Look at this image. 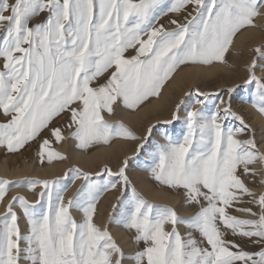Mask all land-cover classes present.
I'll use <instances>...</instances> for the list:
<instances>
[{
	"label": "snow or ice",
	"instance_id": "6c2138e0",
	"mask_svg": "<svg viewBox=\"0 0 264 264\" xmlns=\"http://www.w3.org/2000/svg\"><path fill=\"white\" fill-rule=\"evenodd\" d=\"M257 31L264 0H0V149L36 144L44 166L67 160L56 149L65 142L83 152L134 145L115 171L0 178V264H264V124L258 141L234 107L246 92L241 103L264 122V40L248 46L242 79L189 88L143 133L112 119L160 100L184 69L232 68L237 41ZM142 154L148 179L179 208L137 190L128 172ZM106 192L118 195L99 224Z\"/></svg>",
	"mask_w": 264,
	"mask_h": 264
},
{
	"label": "rangeland",
	"instance_id": "374dc122",
	"mask_svg": "<svg viewBox=\"0 0 264 264\" xmlns=\"http://www.w3.org/2000/svg\"><path fill=\"white\" fill-rule=\"evenodd\" d=\"M167 18H164L161 20V23H166ZM261 40H264V32L259 31V36L258 37H254L251 40L248 41V43L244 46H241L239 49L234 50V53L232 55H230L228 57L229 59V63L233 66L232 68H225L224 66L220 65L219 71H217L214 75L206 78V79H196L193 82H187L184 84V86L182 87L181 90H170L169 94L166 96V99L164 100L165 102H163V105L158 108L154 113L153 112H148V114H146V116L140 121V123H134V125L130 124V122L128 123V121L124 120L121 117V114L119 113V110L117 111V116L119 119H116L114 121H119V122H123L126 126L133 128V130L137 131L138 134L143 133L144 129L151 123H155V121L157 119L166 117L168 115V111L171 109V107L182 97H184V94L188 91L189 88H193V87H198L200 88L201 91H205V92H214L218 89H220L221 87H225L228 86L234 82H237L238 80L242 79L244 72H243V64L246 62L247 58H248V53H247V48L250 44H258L261 42ZM235 51H243L244 55L243 56H239L235 54ZM247 98V93L244 92L242 93L241 96H237L235 103H234V107L238 108V109H242L243 114L245 115V117L247 118V120L249 121V123H251L253 125V127L256 129L257 132V139L259 141L260 139V135H261V130H260V125H258V123L254 120L253 117V113L254 111H252L251 108L248 107V105L246 103H241L242 100H245ZM120 114V115H119ZM183 131V126L181 124H177L175 126V128L173 129V134L174 135H179L181 134ZM160 140V136L159 133H157L154 136L153 142H159ZM123 146H122V150L120 148L121 151H118L115 154H110V155H106L102 160H98L96 161L93 165H89V167L87 166L86 168L82 167L79 162H72L73 160L70 157V154L67 152L68 150H60L59 146H56V149L62 153H64L68 158L66 161L63 162H54V163H60L62 165V169L60 172H57L55 174H53L52 176H47V177H41V176H26L23 177L22 179H55L58 177H62L63 174L69 169V168H79L81 171L84 172H89L93 175H95V173L97 171L100 170V168H102L105 164H108L109 167H111L113 169V171H115L118 167V162L119 160L123 159L125 156H131L133 155V148L134 145L132 144H128L123 142ZM36 148L37 145L33 144L30 148L23 150L21 153L19 154H6L4 149H0V157L2 158H7L9 159V162H11L13 159H16L19 157V159L22 157L23 153H29L30 152H36ZM94 150V149H93ZM90 150L89 152L93 151ZM21 154V155H20ZM20 155V156H18ZM72 160V161H71ZM146 160V154H142L139 157H137L135 160L130 162L129 165V176L130 179L133 181V183L136 185V187L138 186V184L135 182L134 179V175L136 172L141 171V174L143 172V174L147 175V173L144 171L143 168V164ZM138 170V171H137ZM106 179V177H105ZM82 181H76L74 184H71L68 192L66 193V199L73 196L77 189L80 187ZM25 190V191H24ZM138 191H142L139 186L137 187ZM20 192V194L25 195L30 201H34L36 199V197L29 193L27 191V189H20L18 190ZM37 192H39V189H37ZM141 193L144 194V192L142 191ZM15 194V193H13ZM118 195V193L116 192H106L104 193V195L101 198V201H103V198L105 197H109V200L106 202V209L101 212L99 211V213H101L102 217L101 220L104 219L102 221H99V224H104L107 222V217H108V212L111 209V204L113 202H115L116 196ZM145 198L150 200L153 203L156 204H166L169 206H175L177 207L180 202L179 200L177 201V203L175 205L166 202V201H157V200H151L149 199L146 195ZM101 203V202H100ZM108 205V206H107ZM178 208V207H177ZM3 211V210H2ZM0 211V212H2ZM74 215L76 216L77 219H79V214L74 213ZM184 215V214H183ZM190 215V211H188L187 214H185V216ZM97 222V220H96ZM23 220H21V227H25V225L23 226ZM115 225H113L112 230L114 235L116 236L117 240L122 244V246H125L123 242L120 241V239L118 238V236L115 234Z\"/></svg>",
	"mask_w": 264,
	"mask_h": 264
},
{
	"label": "bare ground",
	"instance_id": "6f19581e",
	"mask_svg": "<svg viewBox=\"0 0 264 264\" xmlns=\"http://www.w3.org/2000/svg\"><path fill=\"white\" fill-rule=\"evenodd\" d=\"M258 36H259V31L246 34L245 36L241 37L237 41L236 49H239L241 46L246 45L249 40H251L254 37H258ZM219 68H220V65H217L213 68L184 69L183 71H180L176 75L174 81L164 90L163 95L160 100L153 102V104L149 105L144 110L138 113H135V114H130L126 111H119V113L121 114V117L124 120L128 121V123L130 122V124L132 125H134V123L138 124L146 116V114H148V112L154 113L158 108H160L163 105V102H165L164 100L166 99V96L169 94L170 90L172 89L181 90L184 84L187 82H193L196 79H206L214 75L217 71H219ZM252 113H253L254 120L258 123V125H260V130L262 131V124H264V122L261 121V119L255 112H252ZM117 115L118 114H116V116L112 118L113 121L116 119H119ZM123 144L124 143L122 141H118L114 143L110 149L99 148V149H94L91 152H83L81 150L76 149L72 142H65L62 146H59V148L60 150L62 149L63 151L67 149L68 150L67 152L70 154V157L73 160L71 161L79 162V164L82 167L86 168L87 166L89 167V165H93L96 161L102 160L106 155L115 154L118 151H121ZM2 157H0V178H6L9 180H20L26 176L28 177L29 176H41V177L52 176L53 174L60 172L62 169V165L60 163H54L53 165H44V166L39 165L37 163L35 153L30 152V151L29 153H26V154L23 153L20 159L19 157L17 158L16 156V159H13L11 162H9V159L5 157L2 158ZM134 179H135V182L138 184L139 188L151 200L166 201L173 205H175L177 201L179 200V198L174 196L173 194L165 192V191H161L155 188L153 182L150 181L148 179V176L143 174V172L141 174V171H138L135 173ZM109 198L110 196L103 198V201H101V203L99 204L98 207L101 212H103L106 209V204H107L106 202L109 200ZM177 207L179 208L180 204ZM2 210L3 209L0 208V211ZM187 213H188V210L181 211L182 215L183 214L185 215ZM101 217L102 215L101 213H99L96 218L97 223L104 219V216L102 220H101ZM114 230H115V234L118 236L120 241L124 243L125 247H127L129 243L127 234L124 233L122 230L117 229L116 226Z\"/></svg>",
	"mask_w": 264,
	"mask_h": 264
}]
</instances>
